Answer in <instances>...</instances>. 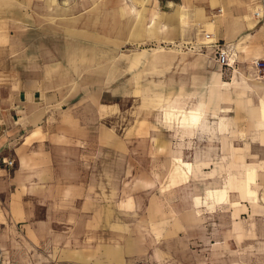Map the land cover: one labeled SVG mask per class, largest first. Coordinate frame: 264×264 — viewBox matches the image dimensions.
I'll return each mask as SVG.
<instances>
[{
    "label": "rangeland",
    "instance_id": "1",
    "mask_svg": "<svg viewBox=\"0 0 264 264\" xmlns=\"http://www.w3.org/2000/svg\"><path fill=\"white\" fill-rule=\"evenodd\" d=\"M229 3L236 6L248 1ZM197 4L209 7V16L221 12L196 0H186V11L158 0H0V66L6 46L13 67L39 65L46 78L54 79L49 87L66 90L76 104L89 105L93 116L102 104L98 113L104 116L100 132L98 124L91 127L84 158L72 146L73 161H68L78 181L82 176L90 181L92 198L85 205L86 218L70 219L76 232L85 228L88 235H76L72 241L58 238L55 233L60 223L52 219L58 204L53 198L38 208L39 215L49 217L44 235L38 240L29 236L33 245L29 241L28 250L11 253V259L22 258L26 264H125V260L134 264L147 260L149 245L161 243L165 232L173 242L179 243L182 237L189 248L197 249L203 238L197 237L206 230V243L234 246L238 249L236 258L243 264L245 213L235 206L243 199L241 195L255 193L250 187L253 181L264 202V90L251 77L253 59L246 63L244 72L248 84L232 86V99L225 98V89L235 81H225L230 79L229 67L220 65L215 53L208 51L209 42L217 39L212 35V24H207L210 18L206 19L205 9L189 13ZM172 10L182 33L178 43L161 41L157 34L160 24L171 19L167 12ZM183 12L187 16L182 17ZM197 52L205 55L201 75L220 70L224 79L219 83V99L225 98L222 104L229 107L220 114L229 118L227 127L233 132L225 133L226 149L222 148L223 133L220 135L219 156L211 155L212 137L218 131L213 123L203 132H180V128L199 126L206 120V112H216L218 107L211 104L218 97L208 91L206 100L197 103L195 124L169 105L186 102L189 106L205 92L208 79L200 83L197 73L201 69L188 59L190 53ZM257 74L264 76V72ZM208 117L217 120L212 114ZM224 125L221 118L218 126ZM196 151L208 152L205 158L215 162H198ZM18 152L31 163L50 167V158L43 151ZM44 174L49 184L56 182L57 173ZM230 188L238 189L241 195L232 192L231 203L225 208L212 204L227 202ZM199 196H206L205 201ZM80 200L77 198L74 205L78 218L80 210L83 212ZM203 202L210 206L205 204L207 209L202 213H215L198 215L195 205ZM9 255L6 253L7 260Z\"/></svg>",
    "mask_w": 264,
    "mask_h": 264
},
{
    "label": "crops",
    "instance_id": "2",
    "mask_svg": "<svg viewBox=\"0 0 264 264\" xmlns=\"http://www.w3.org/2000/svg\"><path fill=\"white\" fill-rule=\"evenodd\" d=\"M158 1L164 2L166 6H179V8H184V11L187 9L186 0ZM197 1H205L206 5H213L221 9V12L223 11V13H217V16H209V7L206 6L204 8V6L197 4V8L194 10L190 9L189 13L191 15L195 11L205 9L206 19L210 18L207 24H212V35L217 39V42H209L208 51L210 53L214 52L215 57H217L215 44L218 43L226 49L228 60L232 61L231 64H229V61L225 64L229 67L228 70L230 72V79L225 81L228 83L235 81V83L228 85L224 94L225 98L228 97L231 100L232 86L240 87L248 84V76L244 73L245 68H247L246 63L253 59H264V0H243L244 2L248 1V3L236 6L230 5V0ZM168 3L171 4L169 5ZM259 11H262V14L256 15ZM175 13L176 11L174 10L167 12L171 19L167 22H162L158 27L159 33L157 34H159L161 41L163 39L173 43L180 41L182 33L180 27L175 23V18H173ZM185 14L187 16V12ZM150 25L148 23L147 26ZM169 30L172 31L169 32ZM194 30L196 32L197 29L194 28ZM186 31L185 27L184 34ZM186 35L185 37H187ZM207 38L210 39L209 34H207ZM2 52L4 61L1 62L2 65L0 66V264H26L25 259H11V253L27 251V243L30 241V244L33 245V241L30 240L29 236H35L38 240L40 236L44 235L45 221L49 217H45L44 214L39 215L38 208L44 206L45 203H50L53 198L58 204L56 215L52 217V219L60 223V227L55 233L59 236L58 238L62 239V241H72L76 235H88L85 228L80 232H76V228L70 219L75 221L76 219L86 218L85 205H89L92 198V193L89 190L91 187L89 186L90 181L86 176L84 178L82 176L80 181H78L77 176L73 173L75 168L68 161H73L71 157L73 155L71 152L72 146L78 149V156L84 158L85 146L88 144L86 141L91 139V127L93 124H98V126H95L100 132L104 116H100L98 113L102 104H99L93 116L89 105H85L84 102L82 105L76 104L72 101L74 97H70L66 90L56 91L49 87L54 79L46 78L42 73V67L39 65H31L29 67L28 64L23 66L20 64L19 67H13L11 53L6 52V46H4ZM158 59H162V57L159 56ZM188 59L192 63L195 61L199 65V70L201 69L200 74L197 73L198 81L201 83L203 80H208L205 92L200 98L194 100L189 106H187L188 103L186 102L179 105L187 108L195 104L197 107L200 105L197 103L206 100L207 92L210 91L218 97V100L211 104L212 107L214 105L217 106L218 110L216 112L210 110L205 113V127L199 125L189 130L180 128V132H192L195 129L203 132L202 129H206L207 124L213 123L218 131L216 136L212 137L211 155L219 156L221 150L219 145L220 135L223 133L222 148L226 149L228 140L225 139V136H227L225 133L229 135V132H233V129L230 130L227 127L229 118L220 114L223 111L222 109L229 107L222 104L225 98L219 99L222 94L219 83L224 80L222 72L213 70L209 76L208 74L201 75L205 60V55L202 52L190 53ZM251 67V77L257 79L256 86L264 90V76L258 78L253 61ZM202 77L204 78L202 79ZM209 83L214 84V86H209ZM235 91L240 92L241 90L236 89ZM165 106L167 104L162 106V109ZM209 114L217 117V120L213 118V121H211V118L208 117ZM221 118L225 123L224 127L218 126ZM164 123L167 122L164 121ZM174 126L177 127V124ZM105 127L107 129V126ZM259 129L262 130L263 128ZM98 139L99 136L97 137ZM256 144L262 146L259 142ZM31 149L34 153L43 151L47 154L50 158V167L48 164L45 166L40 163H31L27 156L19 157L18 150L28 155V151ZM196 153L198 162H209L210 160L215 162L213 158H205L209 154L208 152H205V154L196 151ZM3 158L13 162L16 160V163L15 165L12 163L9 166L3 162ZM98 170L99 172L102 171L101 167ZM46 171L57 173L55 174L56 182L49 184L50 182L45 180L44 172ZM230 177L234 179L233 176ZM237 180H234V182ZM226 182L221 186H225ZM253 182L250 183V187L255 191L254 194H245L243 197L238 189L230 188L227 202L212 204H219L225 208L231 203L230 195L232 192H238L241 195L243 199L237 202L238 204L235 208L236 210H244L245 213L243 221V264H264V202L256 193L254 188H257V186ZM99 197L101 198V195ZM205 197L199 196V199L205 201ZM77 198H82L80 204L83 206V212L80 210L79 218L74 207ZM262 198L264 199V197ZM208 202L210 204L212 202L211 199H208ZM205 204L203 202V204L196 207L194 203L197 214L199 215V212L203 215L205 214V216L214 214L215 212L209 211L202 213L206 208ZM81 213L84 214L82 215ZM148 235L151 237L155 236L153 233H148ZM162 235L161 243H153V246L149 245L147 260L144 262L134 261V264H240L239 257L236 258L238 249L222 242L206 243L205 238H209L206 230L203 235L197 237H203L202 239L200 238L202 242L197 243V249L189 248L188 243L183 242L182 237L179 243H175L166 232ZM191 237L196 239L195 235ZM8 252L10 253L9 260L6 257ZM125 264H129L127 260H125Z\"/></svg>",
    "mask_w": 264,
    "mask_h": 264
},
{
    "label": "built area",
    "instance_id": "3",
    "mask_svg": "<svg viewBox=\"0 0 264 264\" xmlns=\"http://www.w3.org/2000/svg\"><path fill=\"white\" fill-rule=\"evenodd\" d=\"M258 15V13H256ZM216 46V51H217V61L220 65H225L228 63V56H227V51L224 47L220 46L218 43L215 44ZM253 66L256 68L257 73H261L263 75L264 72V61L262 59H255L253 61ZM3 162L7 165H12L13 161L12 160H6L3 158Z\"/></svg>",
    "mask_w": 264,
    "mask_h": 264
},
{
    "label": "bare ground",
    "instance_id": "4",
    "mask_svg": "<svg viewBox=\"0 0 264 264\" xmlns=\"http://www.w3.org/2000/svg\"><path fill=\"white\" fill-rule=\"evenodd\" d=\"M258 14H262V11H259ZM183 16L184 17L186 16L185 12L183 13ZM228 61H229V64L232 63V61H230V59ZM258 78H262V77L258 76ZM169 105H173L177 109H179L181 117L183 119H186V120H191V114L195 111V104H193L192 106L187 107V108L182 107V105H174V104H169ZM182 118H180V119H182ZM204 122H205V120L201 121L200 125H202V127H205V123ZM208 139H211V138H208Z\"/></svg>",
    "mask_w": 264,
    "mask_h": 264
},
{
    "label": "clouds",
    "instance_id": "5",
    "mask_svg": "<svg viewBox=\"0 0 264 264\" xmlns=\"http://www.w3.org/2000/svg\"><path fill=\"white\" fill-rule=\"evenodd\" d=\"M198 117H199V114H198L197 112H193V113L191 114V122H192L193 124H195V123L197 122V120H198Z\"/></svg>",
    "mask_w": 264,
    "mask_h": 264
}]
</instances>
